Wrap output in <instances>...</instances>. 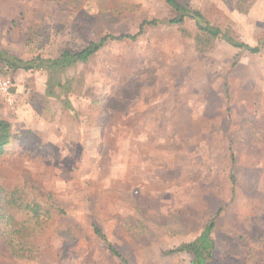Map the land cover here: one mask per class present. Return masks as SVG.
I'll use <instances>...</instances> for the list:
<instances>
[{
	"label": "rangeland",
	"instance_id": "obj_1",
	"mask_svg": "<svg viewBox=\"0 0 264 264\" xmlns=\"http://www.w3.org/2000/svg\"><path fill=\"white\" fill-rule=\"evenodd\" d=\"M236 1L189 5L254 46L264 38V0L241 10ZM175 16L164 0H0V45L23 60L53 59ZM198 34L186 19L109 40L55 75V97L46 95L47 68L0 74L13 97H0L13 135L0 189L50 213L37 221L5 198L19 233L0 224V264H190L164 252L211 220L208 264H264V49L199 46ZM18 243L26 258L12 254Z\"/></svg>",
	"mask_w": 264,
	"mask_h": 264
},
{
	"label": "trees",
	"instance_id": "obj_2",
	"mask_svg": "<svg viewBox=\"0 0 264 264\" xmlns=\"http://www.w3.org/2000/svg\"><path fill=\"white\" fill-rule=\"evenodd\" d=\"M164 2L175 11L176 16L172 19L166 21H143L138 31L135 34L121 35L119 37H114L110 35L103 36L98 42H90L85 48L80 51H69L62 50L59 52L58 56L53 59H42L40 57L32 58L30 60H23L17 58L16 56L9 54L5 51L0 45V74L6 75L8 71H17V70H33L39 68H47L50 70L49 77V86L47 85L46 95L50 97H55L54 87H63L60 82V78H56L57 73H63L68 68L77 64H85L90 57H92L97 51H99L103 45L109 40H130L134 41L142 33L146 26H157L159 24H165L168 26L177 25L182 26L186 19L193 21L196 29L199 34L197 36V44L199 46L204 43L209 42L212 39H222L234 48H238L241 51H247L250 54H257L264 49V38L257 41L256 45L251 46L247 43L233 39L227 31H223L221 28L210 24L205 16L196 9H193L189 5V0H164ZM247 0H237L236 6L237 9L241 10L244 3ZM29 41V39H28ZM52 87V88H51ZM13 138L11 124L0 118V156L5 153L7 146L11 143ZM232 162L234 163V158L231 157ZM230 181L234 183V176L230 174ZM3 195V198H1ZM11 195L12 200L14 201V206L22 208L32 215L37 221L41 217L48 218L50 215L49 212L44 211L38 203L24 204L21 202L20 197L18 196V191H12L7 193L3 188L0 189V224L4 227L6 233L10 235L17 234L19 231H16L15 225L16 222L14 218L8 214V201L5 198ZM16 197V198H15ZM15 198V199H14ZM58 214H63L64 211L57 206L53 207ZM214 227L213 220L208 222L200 236L189 243L181 244L177 247H173L164 252L165 255H175V254H186L191 256L190 264H208L212 257L214 250L213 241L210 238V233ZM94 233L101 241L107 244V247L110 253L116 257H120L119 254L112 248L110 244L107 243L106 238L100 231L98 227L93 225ZM19 244V245H18ZM17 245L11 246L12 254L16 257L26 258V249L27 245L23 243H18ZM121 258V257H120ZM127 264V263H126Z\"/></svg>",
	"mask_w": 264,
	"mask_h": 264
},
{
	"label": "built area",
	"instance_id": "obj_3",
	"mask_svg": "<svg viewBox=\"0 0 264 264\" xmlns=\"http://www.w3.org/2000/svg\"><path fill=\"white\" fill-rule=\"evenodd\" d=\"M11 85L9 80L7 79H0V97L5 99L7 102H12V94L10 91Z\"/></svg>",
	"mask_w": 264,
	"mask_h": 264
},
{
	"label": "crops",
	"instance_id": "obj_4",
	"mask_svg": "<svg viewBox=\"0 0 264 264\" xmlns=\"http://www.w3.org/2000/svg\"><path fill=\"white\" fill-rule=\"evenodd\" d=\"M211 221H212V220H211ZM209 222H210V221H209ZM213 223H214V220H213ZM207 224H208V223H207ZM207 224H206V225H207ZM214 226H215V225H214ZM204 228H205V227H204ZM204 228H203V229H204ZM203 229H202V231H203ZM213 229H214V227H213ZM213 229H212V230H213ZM202 231H201V232H202ZM201 232H200V233L196 236V238L193 239L192 241L196 240V239L200 236ZM211 233H212V231H211ZM211 233H210V238H211ZM211 240H212V239H211ZM192 241H190V242H192ZM187 243H189V242H187ZM213 244H214V243H213ZM175 247H177V246H175ZM171 249H172V248H171ZM168 250H169V249H168ZM213 251H214V250H213ZM212 254H213V253H212Z\"/></svg>",
	"mask_w": 264,
	"mask_h": 264
}]
</instances>
